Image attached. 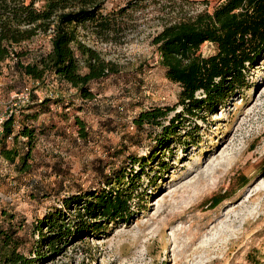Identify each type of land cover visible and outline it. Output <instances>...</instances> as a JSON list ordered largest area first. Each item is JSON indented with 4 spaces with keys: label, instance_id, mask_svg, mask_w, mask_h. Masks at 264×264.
<instances>
[{
    "label": "rangeland",
    "instance_id": "1",
    "mask_svg": "<svg viewBox=\"0 0 264 264\" xmlns=\"http://www.w3.org/2000/svg\"><path fill=\"white\" fill-rule=\"evenodd\" d=\"M101 1L105 14L131 8L109 41L90 29L80 30L86 45L119 67V73L91 84L94 100H81L52 76L35 91L38 83L2 66L0 113L11 107L16 93L25 91L39 102H63L51 103L49 112L35 122L38 138L29 173H20L0 158V229L9 227L13 215L11 225L19 229L22 242L19 252L35 258L39 249L47 257L52 232L42 228L41 235L40 222L57 211L66 215V222H78L74 208L66 209L63 201L116 190L105 182L117 172L126 178V186L119 187L131 197L129 219L101 222L95 226L98 231L78 234L70 242L63 239L57 256L37 264L263 261L264 54L216 113L185 116L174 141L164 149L157 142L161 128L147 125L137 131L133 124L144 110L177 105L182 90L166 78L154 39L164 27L193 20L221 0ZM134 1L142 7L132 9ZM23 47L30 52L22 59L30 62L49 52L50 38L40 34ZM200 53L209 57L216 47L205 43ZM18 111L23 116L24 106ZM181 111L177 106L163 124L169 125Z\"/></svg>",
    "mask_w": 264,
    "mask_h": 264
},
{
    "label": "trees",
    "instance_id": "2",
    "mask_svg": "<svg viewBox=\"0 0 264 264\" xmlns=\"http://www.w3.org/2000/svg\"><path fill=\"white\" fill-rule=\"evenodd\" d=\"M220 2L212 11H204L193 20L164 27L154 39L166 78L182 90L177 105L144 110L135 117L133 124L137 131L147 125L161 128V137L157 139L161 148L170 147V142L174 141L186 120L185 116L200 112L216 113L236 88L244 85L249 67L264 54V0ZM141 4L132 2V9L142 7ZM130 8L128 5L105 14L101 0H0V75L4 65L21 77L38 83L35 91L46 85L47 78L52 76L74 89L81 100H94L91 84L119 73V67L86 45L80 30L90 29L98 38L109 41L117 35L118 22L126 17ZM40 34L49 36V52L24 62L22 58L30 51L23 46ZM205 43L216 47L214 55L204 57L200 53ZM31 99L24 106V115L21 116L22 112L17 116L11 115L0 134V158L8 166L14 165L20 173L31 170L29 161L38 138L35 122L49 112L51 103L63 102L62 99L50 98L39 102L37 96H31ZM177 106L182 111L165 126L163 122L169 119ZM78 123L82 125L80 121ZM134 163L140 164L141 160L135 159ZM125 179L123 173L114 172L112 177H107L105 184L116 190L112 189L110 193L93 191L85 196L65 199L66 209L74 208L79 218L74 224L66 222L62 211L47 215L37 226L41 235L42 228L52 232L47 242L50 254L47 257L39 249L35 250V258L19 252L21 237L18 236L19 229L12 227L14 217L10 215L9 227L0 229V264L42 263L57 256L60 252L58 245L63 239L70 242L78 234L98 231L95 226H100L101 222H126L130 216L131 197L122 189L126 186ZM251 264H264V260L252 259Z\"/></svg>",
    "mask_w": 264,
    "mask_h": 264
},
{
    "label": "built area",
    "instance_id": "3",
    "mask_svg": "<svg viewBox=\"0 0 264 264\" xmlns=\"http://www.w3.org/2000/svg\"><path fill=\"white\" fill-rule=\"evenodd\" d=\"M31 92L25 91L16 93L13 97V104L4 113H0V134L3 133L4 123L11 115H18V108L30 103ZM7 163V162H6Z\"/></svg>",
    "mask_w": 264,
    "mask_h": 264
},
{
    "label": "bare ground",
    "instance_id": "4",
    "mask_svg": "<svg viewBox=\"0 0 264 264\" xmlns=\"http://www.w3.org/2000/svg\"><path fill=\"white\" fill-rule=\"evenodd\" d=\"M228 143V142H227ZM217 156V155H216ZM198 170V169H197Z\"/></svg>",
    "mask_w": 264,
    "mask_h": 264
}]
</instances>
